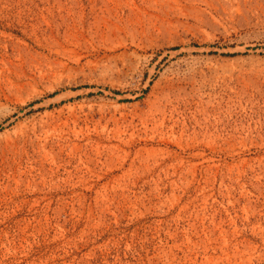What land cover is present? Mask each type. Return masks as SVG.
Returning a JSON list of instances; mask_svg holds the SVG:
<instances>
[{"label": "rangeland", "instance_id": "obj_1", "mask_svg": "<svg viewBox=\"0 0 264 264\" xmlns=\"http://www.w3.org/2000/svg\"><path fill=\"white\" fill-rule=\"evenodd\" d=\"M0 264H264V0H0Z\"/></svg>", "mask_w": 264, "mask_h": 264}]
</instances>
